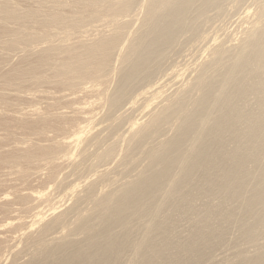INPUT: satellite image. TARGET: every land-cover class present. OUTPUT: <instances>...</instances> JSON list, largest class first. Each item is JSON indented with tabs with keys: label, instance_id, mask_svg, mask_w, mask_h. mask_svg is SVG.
Instances as JSON below:
<instances>
[{
	"label": "bare ground",
	"instance_id": "1",
	"mask_svg": "<svg viewBox=\"0 0 264 264\" xmlns=\"http://www.w3.org/2000/svg\"><path fill=\"white\" fill-rule=\"evenodd\" d=\"M0 264H264V0H0Z\"/></svg>",
	"mask_w": 264,
	"mask_h": 264
}]
</instances>
